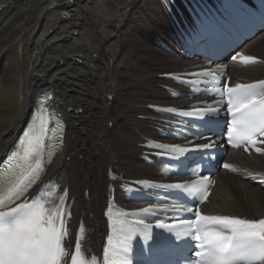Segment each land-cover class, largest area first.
Segmentation results:
<instances>
[{"label":"bare ground","instance_id":"obj_1","mask_svg":"<svg viewBox=\"0 0 264 264\" xmlns=\"http://www.w3.org/2000/svg\"><path fill=\"white\" fill-rule=\"evenodd\" d=\"M140 5L148 8L143 35L128 25L140 15ZM173 5L184 18L179 0H125L118 11L108 0H0V159L11 149L35 96L52 91L67 128L46 180L53 182L55 204L68 192L69 231L73 223L86 229V246L93 252L102 243V213L110 195L123 202L121 188L161 176L160 167L147 163V145L167 141L168 130L148 107L177 106L180 101L167 89L181 90L162 76L200 65L181 57L169 41L178 25L177 18L166 16ZM149 19L154 36L147 33ZM126 26L136 47L127 46ZM165 40L171 52L163 49ZM233 54L259 60L246 67L221 62L230 67V86L264 80V31ZM133 63H145L148 69L138 70ZM227 158L232 172L219 173L203 209L212 215L264 219V144L259 156L230 151Z\"/></svg>","mask_w":264,"mask_h":264},{"label":"snow or ice","instance_id":"obj_2","mask_svg":"<svg viewBox=\"0 0 264 264\" xmlns=\"http://www.w3.org/2000/svg\"><path fill=\"white\" fill-rule=\"evenodd\" d=\"M239 62L247 66L258 61L253 56H240ZM220 74L219 70L209 68L191 75L207 78L199 83H211L212 88H215L217 84H221L218 78ZM221 87L223 90L216 89V92L221 99L226 98L227 111L232 117L231 131L227 136L228 144L234 149L243 147L244 151L248 152L249 145L264 143L257 139L264 137V81L237 83L235 86L223 83ZM51 100L50 94H45L39 99L33 123L20 140L22 147L10 157L16 163L10 166L5 173V180L0 182V264H132L129 254L132 251L131 242L136 234V226H143L144 239L147 241L150 238L151 225L146 224L142 218L129 220L128 217L151 214L157 210V206L149 205L131 213L116 211L113 214L110 204V234L101 261L95 255H86L79 237L75 239L74 251L70 250L71 246L66 241L69 235L65 212L67 191L63 192L59 203L55 205L44 199L43 191L35 195L30 192L45 170V139L51 130L49 121L55 115L54 112H49L47 106ZM215 104L216 107L209 103H205L204 107L194 106L192 111L182 112L181 115L203 121L201 126H209L211 130L210 126L218 115L220 101H215ZM56 124L60 125L59 119ZM150 147L159 150L157 155L177 160L191 151L204 152L215 149L217 141L209 137L208 142L203 144H192L189 141V146L153 144ZM255 151L262 152L260 148ZM47 154L52 157L55 152L50 148ZM223 166L230 168L229 164ZM213 183L210 177L203 176L189 183L150 185L165 191H177L180 196L192 200L191 205L177 202L164 210L191 213L193 219H180L171 225L158 223L156 227L168 231L175 230L178 236H190L197 242L199 251H196L195 255L198 259L191 264H264V219L248 220L234 216L207 215L196 206L197 201L199 204L208 201L209 189ZM179 227H186V231L180 232Z\"/></svg>","mask_w":264,"mask_h":264},{"label":"rangeland","instance_id":"obj_3","mask_svg":"<svg viewBox=\"0 0 264 264\" xmlns=\"http://www.w3.org/2000/svg\"><path fill=\"white\" fill-rule=\"evenodd\" d=\"M108 2H110L111 3V5H112V7L113 8H115V10L114 11H118V10H120V6H122L123 4H124V2H125V0H108ZM123 2V3H122ZM114 5V6H113ZM54 9V8H53ZM53 9H51V10H53ZM139 9L141 10L140 11V15H136L137 16V18H133V19H130V21H129V23H128V25L129 26H134V30L135 31H137L136 32V34L138 33L139 35H143L144 34V32L145 31H143V30H145V28H146V26L148 25H146L145 23H144V19H145V21L147 20L146 18V16L148 15V8H147V5L145 6V5H140L139 6ZM136 14V13H135ZM141 15H143V19L141 18V17H139V16H141ZM64 19V18H63ZM66 19H68V18H66ZM146 23H147V21H146ZM136 24H138V26H136L135 27V25ZM145 24V25H144ZM140 25V26H139ZM129 26H126V28L125 29H127L128 31H126L125 33H126V36L128 37L127 39V46H128V48L129 47H134L135 46V42H134V39H133V37L131 36V34L130 33H128L129 32ZM141 26H143V27H141ZM149 29H148V31H147V33L148 34H150V36H151V34H153V36L156 34V31H155V26H154V28L152 27V25H151V19H149ZM138 28H140V29H138ZM141 32V33H140ZM137 34V35H138ZM131 39H133V40H131ZM166 41V40H165ZM150 42V41H149ZM133 44V45H132ZM136 47V46H135ZM141 49V48H140ZM167 52V51H166ZM88 54H90L89 52H88ZM56 62H59V65H61V61L60 60H56ZM134 64V66H135V68L136 69H141V70H146V69H148V66H146V67H143L142 66V64L143 65H146L145 63H142V64H138V63H133ZM140 65V66H139ZM135 69V70H136ZM138 70H136V71H138ZM92 77H94L93 75H91L90 76V78H91V80H92ZM93 81V80H92ZM72 114V113H71ZM77 114H80V112L78 111L77 112ZM70 115V114H69ZM108 125H110L109 127L110 128H112V126H113V124L112 123H108ZM219 175V173L217 174V176ZM263 196H264V192H263Z\"/></svg>","mask_w":264,"mask_h":264},{"label":"water","instance_id":"obj_4","mask_svg":"<svg viewBox=\"0 0 264 264\" xmlns=\"http://www.w3.org/2000/svg\"><path fill=\"white\" fill-rule=\"evenodd\" d=\"M63 16H66L67 17V15L65 13H63ZM77 60L78 61H81L82 59H81V57H77Z\"/></svg>","mask_w":264,"mask_h":264}]
</instances>
